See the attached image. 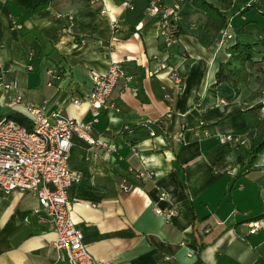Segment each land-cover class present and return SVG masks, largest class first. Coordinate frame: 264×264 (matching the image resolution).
<instances>
[{
  "label": "crops",
  "instance_id": "0c3cea01",
  "mask_svg": "<svg viewBox=\"0 0 264 264\" xmlns=\"http://www.w3.org/2000/svg\"><path fill=\"white\" fill-rule=\"evenodd\" d=\"M244 1L231 0L222 12L237 23ZM132 3L0 0V59L3 80L12 85L0 91V116L30 124L26 106H40L45 114L91 119L89 71L106 70L112 43L122 69L111 92L116 109L98 113L89 131L96 143L73 136L68 158L71 171L81 175L67 189L71 217L88 251L108 264H264V218L254 232L244 220L264 211V149L244 176L232 177L235 143L248 145L251 124L264 117L254 107L264 102V87L248 99L261 89L264 53L246 62L235 94L227 82L215 83L218 64L228 56L224 45L204 46L181 32L166 48L158 16L144 11L146 0ZM183 15L189 28L205 19L191 0L183 1ZM248 15L254 14L238 16L237 24ZM29 49L31 70L23 66ZM164 59L181 75L180 89L158 69ZM50 67L58 76L47 72ZM17 93L22 99L13 102ZM130 166L152 174L136 180ZM122 179L133 187L123 190ZM37 205L27 191L0 189V264H62L53 225L33 212ZM155 205L174 213L156 214Z\"/></svg>",
  "mask_w": 264,
  "mask_h": 264
},
{
  "label": "built area",
  "instance_id": "2783aa9c",
  "mask_svg": "<svg viewBox=\"0 0 264 264\" xmlns=\"http://www.w3.org/2000/svg\"><path fill=\"white\" fill-rule=\"evenodd\" d=\"M183 1L172 0L171 3L166 4L162 0H146L144 11L158 16V34L166 48L179 40V33L176 31ZM123 7L132 8V0H123ZM101 12H104V9H101ZM10 23L11 26L18 27L13 17ZM113 39L115 36H111V41ZM230 40H233V31L228 25L217 41L226 47L231 43ZM109 46L110 56L106 70L89 71L91 89L85 100L93 113L91 119L84 121L65 117L56 112L45 114L40 106H26L31 116L28 126L14 117L0 116V189L5 192L18 189L36 197L38 205L33 208V212L41 219L52 223L56 234L53 240L55 258L62 264H108L88 251L83 241V233L71 217L72 202L67 195V189L81 177L80 173L71 171L68 166L73 136L83 138L90 144L96 143L89 131L93 122L97 120L98 113L103 109H116L111 92L122 74V69L120 61L111 54L114 45L110 43ZM31 60H33V51L29 50L23 63L27 70L33 68ZM158 69L166 73L176 89L181 88L182 77L173 65L168 64L164 59L159 62ZM4 72L3 62L0 59V91L12 86L11 83L3 80ZM47 72L51 76H58L53 67L48 68ZM50 83L49 80L47 84ZM21 99V93L12 97L13 102ZM74 102L77 100L74 99ZM259 109L264 114V102ZM128 128V125H124V129ZM151 133L153 134V131ZM230 138L231 136L227 134L226 139ZM101 144L105 145L104 142ZM130 147L135 151L134 144ZM128 170L134 179L139 181L152 174L150 170L141 167L130 166ZM120 185L123 190L133 187L126 179H122ZM164 197V193L158 196L159 199ZM153 210L166 218L174 213L171 207L161 208L155 205ZM259 226L258 219L249 221L250 232H254ZM203 230L207 231V227Z\"/></svg>",
  "mask_w": 264,
  "mask_h": 264
},
{
  "label": "trees",
  "instance_id": "16d2710c",
  "mask_svg": "<svg viewBox=\"0 0 264 264\" xmlns=\"http://www.w3.org/2000/svg\"><path fill=\"white\" fill-rule=\"evenodd\" d=\"M191 3L203 11L205 19L194 28H189L190 21L187 20L186 15H183L177 23L176 32L190 33L202 45L208 46L220 38L221 32L228 25L231 26L233 40L225 47L228 56L218 64L215 72V83L225 81L235 89V94H237L240 87L237 86L238 77L245 68L246 62L248 60L257 61V58L264 53V6L259 3V0L244 1L241 8L238 9L236 17L249 13L254 15L252 17L248 15V19L237 24L222 12L223 9L230 7L231 0H225L224 3L219 0H191ZM260 86L261 89L252 92L248 99L255 98L261 92L264 87V77L260 81ZM260 106L261 103H258L254 107L260 108ZM15 119L22 124L29 125L21 119L16 117ZM250 129H254V134L250 137L249 144L244 145L237 142L234 146L237 167L232 177L235 179L244 176L252 168L258 153L264 149V117L257 118L255 123L251 124ZM179 172L182 176V169ZM229 177L231 178L230 175ZM259 218H264V211L246 217L244 220Z\"/></svg>",
  "mask_w": 264,
  "mask_h": 264
},
{
  "label": "rangeland",
  "instance_id": "374dc122",
  "mask_svg": "<svg viewBox=\"0 0 264 264\" xmlns=\"http://www.w3.org/2000/svg\"><path fill=\"white\" fill-rule=\"evenodd\" d=\"M219 1L222 2L223 0H219ZM222 3H224V2H222ZM259 3H260V4L264 3V0H259ZM235 21L238 23V21H239V20H238V17L235 19Z\"/></svg>",
  "mask_w": 264,
  "mask_h": 264
}]
</instances>
